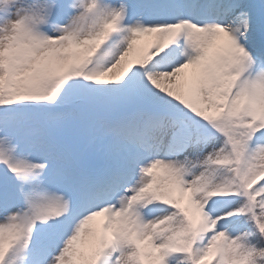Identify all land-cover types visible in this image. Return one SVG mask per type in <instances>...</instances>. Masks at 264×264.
<instances>
[{
    "label": "snow or ice",
    "instance_id": "snow-or-ice-1",
    "mask_svg": "<svg viewBox=\"0 0 264 264\" xmlns=\"http://www.w3.org/2000/svg\"><path fill=\"white\" fill-rule=\"evenodd\" d=\"M0 264H264V0H0Z\"/></svg>",
    "mask_w": 264,
    "mask_h": 264
}]
</instances>
